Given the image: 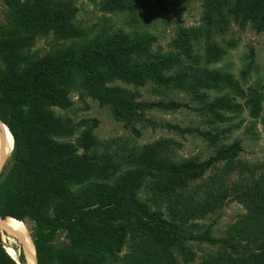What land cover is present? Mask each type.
<instances>
[{
	"label": "trees",
	"instance_id": "1",
	"mask_svg": "<svg viewBox=\"0 0 264 264\" xmlns=\"http://www.w3.org/2000/svg\"><path fill=\"white\" fill-rule=\"evenodd\" d=\"M2 1L10 9L8 17L16 32L13 36L1 33L0 37V121L13 137L8 166L0 171V216L11 217L18 224L31 221L30 239L37 264H178L174 248L186 239L220 242L229 248L228 254L210 256L200 264H264V172L245 183L242 178L238 183L232 181L231 187L222 182L230 173L228 167L239 172L250 168L234 160L242 149L239 141L206 160L191 157L178 163L162 155L160 145L153 143L140 149L144 165L129 167L117 176L123 158L132 163L134 149L99 151L100 141L88 132L81 139L83 151L77 152L75 143L57 140L72 128L47 108L68 105L67 88L76 74L101 102H110L116 117L132 123L147 120L140 113L144 109L184 104L135 101L136 93L105 86L111 77L134 83L151 79L184 88L187 81L200 86L225 76L194 70L167 74L165 70L178 60L172 54L131 61L133 53L149 51L152 38H131L122 32L96 36L77 49L36 58L22 50L33 42L35 34L52 31L62 38L82 35L83 30L71 21L77 10L73 0ZM100 1L108 10L121 9L128 1L141 7L163 6L161 0ZM203 4V31L208 37L230 18L242 25L252 21L256 30H264V0H204ZM194 36L193 28L178 32L177 43L187 57L193 55ZM253 107L257 110L258 103ZM222 158L227 160L224 174L216 175L219 186L212 185L203 199L189 197L187 201L184 196L189 182ZM163 172L167 177L157 181L155 177ZM147 175L151 177L153 209L137 198V189ZM114 178L117 181L111 182ZM231 191L247 213L229 226L226 236L215 239L207 231H185L188 220L221 207ZM163 204L171 212H179L174 215L176 222L164 217ZM0 232V264H27L23 244L17 239L23 252L11 244L18 252L15 258L2 240L1 235L7 232ZM58 233L65 234L68 245L53 246ZM127 234L132 240L130 250L120 257L118 251ZM241 242L254 245V251L242 255Z\"/></svg>",
	"mask_w": 264,
	"mask_h": 264
},
{
	"label": "rangeland",
	"instance_id": "2",
	"mask_svg": "<svg viewBox=\"0 0 264 264\" xmlns=\"http://www.w3.org/2000/svg\"><path fill=\"white\" fill-rule=\"evenodd\" d=\"M161 1L163 6L145 7L128 1L121 9L108 10L102 7L100 0H73L77 10L71 21L83 30L82 35L62 38L52 31L47 34L37 33L33 42L22 48L23 53L33 54L36 58L47 54L56 55L68 49H77L96 36L105 37L122 32L131 38H152L149 51L144 54L133 53L131 61L172 54L178 60L165 70L167 74L194 70L197 73L206 71L209 75L221 74L225 78L211 80L200 86L187 81V86L181 88L162 85L151 79L134 83L113 76L104 85L136 93L135 101L172 100L184 104L176 108L155 106L144 109L140 113L147 120L127 123L115 116L110 102H101L83 85L82 78L75 74L66 92L68 105L47 107L72 128L70 133L57 140L71 141L77 145V152H82L81 139L89 132L100 141L97 148L99 151L120 153L125 148V152L134 149L132 163L123 158L117 176L124 175L129 167L144 165L145 161L139 158L140 149L153 143L160 145L162 155L178 163L191 157L199 161L206 160L239 141L242 149L234 160L250 168L239 172L228 167L227 172L230 173L224 176L222 182L231 187L232 181L238 183L241 178L242 182L257 179L264 172V30H256L252 21L242 25L230 18L224 27L208 37L203 31L204 0ZM9 14L10 9L0 0V37L1 33L13 36L16 32ZM181 28L196 30V36L191 41V57H187L177 43ZM255 103H258V109L254 111ZM226 160L219 159L203 175L189 182L184 196L187 201L189 197L203 199L211 192L212 185L219 186L216 175L224 174ZM8 162L9 156L3 166L7 167ZM164 172L155 179L158 181L166 178L168 173ZM150 178L149 175L144 177L142 185L137 189V198L153 209L155 206L152 204ZM114 181L117 179L111 180ZM228 193L230 197L221 207L207 212L203 217L188 220L184 225L185 231L199 234L207 231L215 239L226 236L229 226L247 213L246 206L232 198L234 191ZM160 208L165 218L176 222L174 215L179 214L178 211L171 212L164 204ZM19 224L30 237L31 221L25 220ZM1 236L8 252L17 256L18 252L11 244L22 249L20 242L7 233ZM131 242L127 234L125 244L118 251L120 257L130 250ZM52 244L54 247H64L69 242L64 233H58ZM240 244L243 247L239 251L244 256L255 249L252 244ZM228 252L229 248L220 242L199 239H186L183 245L174 248L178 264H200L210 259V256Z\"/></svg>",
	"mask_w": 264,
	"mask_h": 264
},
{
	"label": "bare ground",
	"instance_id": "3",
	"mask_svg": "<svg viewBox=\"0 0 264 264\" xmlns=\"http://www.w3.org/2000/svg\"><path fill=\"white\" fill-rule=\"evenodd\" d=\"M12 146V134L10 133L8 127L0 121V171ZM0 229L14 236L23 244L27 264H37L34 245L22 225L15 222L11 217L2 218L0 216Z\"/></svg>",
	"mask_w": 264,
	"mask_h": 264
},
{
	"label": "water",
	"instance_id": "4",
	"mask_svg": "<svg viewBox=\"0 0 264 264\" xmlns=\"http://www.w3.org/2000/svg\"><path fill=\"white\" fill-rule=\"evenodd\" d=\"M1 233V232H0Z\"/></svg>",
	"mask_w": 264,
	"mask_h": 264
}]
</instances>
